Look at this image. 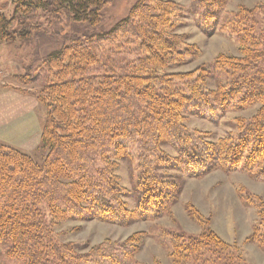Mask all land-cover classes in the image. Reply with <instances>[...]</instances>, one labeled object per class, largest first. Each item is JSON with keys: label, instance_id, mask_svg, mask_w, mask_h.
<instances>
[{"label": "trees", "instance_id": "obj_1", "mask_svg": "<svg viewBox=\"0 0 264 264\" xmlns=\"http://www.w3.org/2000/svg\"><path fill=\"white\" fill-rule=\"evenodd\" d=\"M196 1L201 16L213 20L228 0ZM14 2L11 16L0 11V47L29 41L32 27L26 22L35 14L97 25L106 0ZM178 8L171 0H139L111 29L74 37L48 55L53 76L38 97L46 109L41 133L46 154L38 161L0 142V244L22 264H133L142 232L83 251L72 242H59L54 225L69 219L125 225L171 213L180 190L167 170L189 178L242 170L264 181V30L258 27L257 9L241 6L223 24L238 36L241 55L215 59L214 68L225 78L209 88L211 71L204 66L170 70L202 53L177 32ZM120 38L136 45V66L127 74L98 72L93 44ZM255 104L260 108L254 116L237 119L236 128L216 140L186 124L189 113ZM129 151L138 172L133 209L117 174L119 160ZM256 206L259 221L249 239L264 244V202L258 198ZM170 237L178 264H249L213 230L198 235L178 231Z\"/></svg>", "mask_w": 264, "mask_h": 264}, {"label": "rangeland", "instance_id": "obj_2", "mask_svg": "<svg viewBox=\"0 0 264 264\" xmlns=\"http://www.w3.org/2000/svg\"><path fill=\"white\" fill-rule=\"evenodd\" d=\"M15 0H0V11L11 16ZM139 0H106L101 21L97 25L76 23L66 15L53 18L47 14H35L28 25L29 41L2 44L0 47V142L31 154L38 161L46 151L42 149L41 133L45 118V106L38 100L52 80L53 72L46 63L49 54L59 50L75 38L111 29L125 18ZM178 4L175 21L177 32L186 34L188 41L196 43L202 53L194 61L172 71H191L204 66L211 71L208 87L216 88L224 75L213 64L220 54L240 56L238 36L223 24L230 21L241 6L255 11L258 27L264 30V0H228L218 18L202 17V8L196 0H171ZM22 19V18H21ZM24 19V18H23ZM24 22V20H23ZM17 25V24H16ZM15 25V26H16ZM32 25V26H31ZM75 37V38H74ZM95 45L100 59L94 68L100 73H130L136 66L138 50L135 44L120 38ZM221 75V76H219ZM260 108L255 104L245 109H229L224 112L201 114L189 113L186 124L191 129L209 132V139L216 140L236 128L237 119L254 116ZM166 151L176 155L174 148ZM117 174L126 189L124 199L129 208H135L139 197L137 161L132 151L119 160ZM168 179L179 188L178 198L168 213L160 218L136 220L121 225L98 219H69L54 225L59 242H72L86 251L101 243L123 242L131 235L142 232L140 249L133 264H178L172 256L173 243L170 234L185 232L200 234L213 230L217 235L236 247L241 260L249 264H264V244L249 239L259 221L256 203L264 202V181L242 170H214L202 177L189 178L176 169L166 171ZM0 244V264H22Z\"/></svg>", "mask_w": 264, "mask_h": 264}]
</instances>
